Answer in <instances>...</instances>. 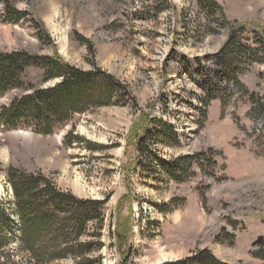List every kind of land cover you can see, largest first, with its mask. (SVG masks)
<instances>
[{"label": "rangeland", "instance_id": "obj_1", "mask_svg": "<svg viewBox=\"0 0 264 264\" xmlns=\"http://www.w3.org/2000/svg\"><path fill=\"white\" fill-rule=\"evenodd\" d=\"M16 6L28 14L12 23L3 21L0 5V51L58 54L83 70L102 69L138 104L115 88L109 102L86 106L51 134L31 120L0 122V209L12 215L16 230L10 166L41 171L78 198L106 201L102 221H90L81 237L102 242L84 256L95 264H171L203 249L228 264H264L258 254L264 240L253 246L264 237V128L254 132L260 125L250 114L251 96L264 94V64L243 54L234 58L232 74L220 55L236 22L247 26L236 34L242 45L259 47L254 31H264V0H19ZM43 77L33 66L24 81L39 88L60 81ZM31 92L2 95L0 110ZM141 112L172 126L151 145L158 157L171 162L212 148L217 164L194 162L195 176L184 182L149 162L146 169L139 161L148 157L133 136ZM155 123L149 130L161 134ZM122 229L126 243L119 241ZM18 235L8 242L17 264H46L20 252Z\"/></svg>", "mask_w": 264, "mask_h": 264}, {"label": "trees", "instance_id": "obj_2", "mask_svg": "<svg viewBox=\"0 0 264 264\" xmlns=\"http://www.w3.org/2000/svg\"><path fill=\"white\" fill-rule=\"evenodd\" d=\"M17 1L19 0H0V5H3V21L18 23L28 14L17 8ZM35 22L41 26L40 22ZM246 29V25L236 22L230 38L220 53V55L225 54L223 59L227 62L226 68L229 73L238 72L234 58H239L243 54L264 64V31H254L257 32L255 39L259 44V47H256V45H242L237 37L238 31L243 32ZM91 50L94 51L92 45ZM33 66L43 70L44 82L55 78H60V81L46 88H39L33 83L27 84L24 76L26 70ZM262 74L264 77V72ZM115 88L130 97L133 104L138 106L136 98L126 86L102 69L83 70L66 62L58 54L50 56L22 50L0 51V97L14 89L32 90L31 93L17 97L8 106L1 108L0 122L5 126L13 127L31 120L38 124L40 133L51 134L55 126L66 123L72 114L83 112L86 106L101 105L105 100L106 103L109 102L112 89ZM251 99L254 105L250 114L260 125V127L256 126L254 132H261L264 128V94H253ZM140 117L141 120L137 122V127L133 131L134 146L140 150L139 153L148 157L146 162L139 161V164H144L146 169H150L145 165L149 162L148 165L161 168L175 181L184 182L195 176L192 170L194 162H202L204 168L207 164H217V161L210 157V153L214 151L212 148L191 155H181L171 162L158 157L151 145L160 141V137L163 139V133L172 131V126L157 117L150 118L148 113L141 112ZM152 123L161 128V134L152 135L149 130ZM149 135L152 137H148ZM149 138L152 140L149 141ZM174 138L177 142V137ZM260 141L264 144V140ZM135 166L136 161L134 169L137 168ZM207 174L214 176L212 173ZM7 178L13 189V200L20 219V227L16 230L17 226L11 218L12 215L7 209H0V264H17L14 255L8 251V242L16 239V231H19L20 252H27L38 262L50 264L54 259L69 256L75 260L73 264H95L96 258L86 259L84 256L99 249L102 242L99 239L81 241V237L86 234L87 224L90 221H102L105 200L78 198L71 192L59 189L53 180L41 171L33 173L10 166L7 169ZM202 200L206 205L207 198L203 194ZM124 234V229L118 232L119 241L126 243L127 238H124ZM99 235L98 233L97 236ZM234 236L230 235L232 238ZM217 240L225 242L220 236ZM261 246V253L258 254L264 259V242ZM80 257H83V260L79 261ZM171 264L228 263L219 260L210 250L203 249Z\"/></svg>", "mask_w": 264, "mask_h": 264}, {"label": "bare ground", "instance_id": "obj_3", "mask_svg": "<svg viewBox=\"0 0 264 264\" xmlns=\"http://www.w3.org/2000/svg\"><path fill=\"white\" fill-rule=\"evenodd\" d=\"M18 132L19 134L23 135V136H30V133L28 131H25V130H20V131H16ZM4 193V189L3 187L0 185V197L3 195Z\"/></svg>", "mask_w": 264, "mask_h": 264}, {"label": "water", "instance_id": "obj_4", "mask_svg": "<svg viewBox=\"0 0 264 264\" xmlns=\"http://www.w3.org/2000/svg\"><path fill=\"white\" fill-rule=\"evenodd\" d=\"M262 240H264V237L260 236L256 241L253 242V246L258 245Z\"/></svg>", "mask_w": 264, "mask_h": 264}]
</instances>
